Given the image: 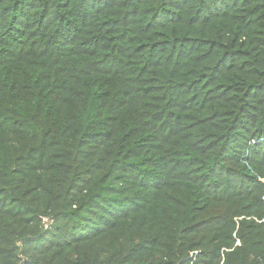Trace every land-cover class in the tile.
<instances>
[{"label":"trees","instance_id":"16d2710c","mask_svg":"<svg viewBox=\"0 0 264 264\" xmlns=\"http://www.w3.org/2000/svg\"><path fill=\"white\" fill-rule=\"evenodd\" d=\"M0 264H264V0H0Z\"/></svg>","mask_w":264,"mask_h":264}]
</instances>
